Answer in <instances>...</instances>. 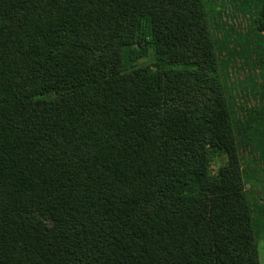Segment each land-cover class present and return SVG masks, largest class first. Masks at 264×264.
<instances>
[{
	"label": "trees",
	"instance_id": "1",
	"mask_svg": "<svg viewBox=\"0 0 264 264\" xmlns=\"http://www.w3.org/2000/svg\"><path fill=\"white\" fill-rule=\"evenodd\" d=\"M225 2L0 0V264H261L264 0Z\"/></svg>",
	"mask_w": 264,
	"mask_h": 264
},
{
	"label": "rangeland",
	"instance_id": "2",
	"mask_svg": "<svg viewBox=\"0 0 264 264\" xmlns=\"http://www.w3.org/2000/svg\"><path fill=\"white\" fill-rule=\"evenodd\" d=\"M225 1L226 0H218L219 6L221 7V6H223V4L225 5L226 4ZM228 4H229V2L227 3V6H228ZM220 7H219V9H220ZM248 103L249 104H247V107L250 105L253 106L256 102H254V100L250 99ZM220 166H221L220 157H217V156L211 154L210 155V168H211L212 172L216 173L218 171V169L220 168ZM247 189H248V187H247ZM260 248H261L260 249L261 250V264H264V241L261 243Z\"/></svg>",
	"mask_w": 264,
	"mask_h": 264
}]
</instances>
